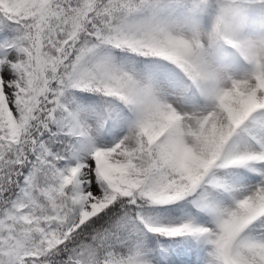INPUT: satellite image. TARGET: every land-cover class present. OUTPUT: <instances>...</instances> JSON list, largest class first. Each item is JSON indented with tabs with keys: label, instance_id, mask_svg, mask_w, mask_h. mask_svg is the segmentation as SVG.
I'll return each instance as SVG.
<instances>
[{
	"label": "snow or ice",
	"instance_id": "6c2138e0",
	"mask_svg": "<svg viewBox=\"0 0 264 264\" xmlns=\"http://www.w3.org/2000/svg\"><path fill=\"white\" fill-rule=\"evenodd\" d=\"M186 8L0 0V264H264V74Z\"/></svg>",
	"mask_w": 264,
	"mask_h": 264
},
{
	"label": "clouds",
	"instance_id": "9594fccd",
	"mask_svg": "<svg viewBox=\"0 0 264 264\" xmlns=\"http://www.w3.org/2000/svg\"><path fill=\"white\" fill-rule=\"evenodd\" d=\"M186 3L185 22L188 24L198 12L214 9L211 25L206 31L201 29L195 47L213 79L224 76L227 61L233 56L251 65L250 79L264 74V18L250 16L246 0H186ZM246 30L253 34L246 35ZM213 52L214 59L211 58Z\"/></svg>",
	"mask_w": 264,
	"mask_h": 264
},
{
	"label": "rangeland",
	"instance_id": "374dc122",
	"mask_svg": "<svg viewBox=\"0 0 264 264\" xmlns=\"http://www.w3.org/2000/svg\"><path fill=\"white\" fill-rule=\"evenodd\" d=\"M248 5V11L250 16L257 18H264V0H246ZM214 16L213 8H206L202 12H198L195 19L198 21V25L202 30H208L212 18ZM246 35H252L251 30H246ZM226 51H231V49L225 48ZM215 53L211 54V58L214 59ZM227 71L224 76H230L233 79H240L243 76L251 72V65L247 64L238 56H233L227 61Z\"/></svg>",
	"mask_w": 264,
	"mask_h": 264
}]
</instances>
